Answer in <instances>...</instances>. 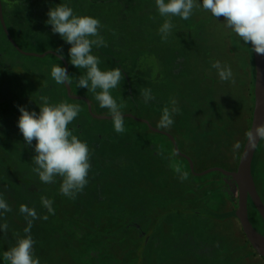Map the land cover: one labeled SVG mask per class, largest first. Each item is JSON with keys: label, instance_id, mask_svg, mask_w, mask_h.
<instances>
[{"label": "rangeland", "instance_id": "rangeland-1", "mask_svg": "<svg viewBox=\"0 0 264 264\" xmlns=\"http://www.w3.org/2000/svg\"><path fill=\"white\" fill-rule=\"evenodd\" d=\"M2 1L5 5L4 19L7 28L18 47L24 52L40 55L51 51L57 53L55 50L61 49L69 67L72 95L90 101L95 115L111 116L109 109L100 107L94 92L77 87L85 70L71 65V45L59 34L53 33L51 26L46 24L48 17L44 19V16H47L50 7L61 3L67 4L77 15L98 19L101 24L99 35L105 43L99 47L94 46L93 54L99 57L102 70L119 68L122 71L120 84L111 90L122 115L132 114L138 119L149 121L155 129L172 135L179 150L194 162L196 174L216 167L230 172L237 171L252 125L255 82L252 88L249 81L250 70L244 64V43L240 41V47L235 50L230 43L229 36L235 38L232 30L228 34V28H222L225 32V50L233 51L230 57L237 68L239 82L235 84V89L240 95L241 106H234L231 114L224 113V117L229 116L236 127L232 136H228L225 134L227 131L199 132L200 125L196 120L191 119L188 123L181 114L172 112L173 108H179L175 99L161 97L165 75V48L152 37L149 30L140 26L141 22L143 24L150 21L149 15L144 18L139 17L137 11L128 12L126 8L115 10L116 5L114 11L104 13L101 9L103 4L93 0H45V3L43 0ZM5 1L9 10H6ZM39 4L44 5L40 7ZM27 8L32 9L29 11L31 13L34 11V17H30L29 21L35 31L29 28L25 30V36L22 33L16 35L9 27L8 11L19 16L20 11L24 14L28 11ZM0 44H3L2 37ZM3 50L9 54L6 56L8 70L12 68L15 71L11 77L14 84H23L20 76L24 77L25 73H29L27 77L32 82L28 84L24 79V87H28L26 91L37 88L40 93H47L49 100L55 103L53 105L67 103L79 107L78 117L69 126L78 130H73L72 134L86 142L89 148L91 167L87 184L71 197L64 195L63 204L65 213H70L75 218L79 216L80 219H84L85 215L88 217L81 224L72 218H67L68 221L61 218L57 203L61 194L59 182L54 180L53 183L45 184L34 171H26L22 166L18 169L22 181L40 182L43 190L49 192L45 194L57 204L56 210L52 211L53 217H46L44 222L45 229L57 238L51 245H54L57 252L55 264H180L182 259V264H189V256L194 255L193 251L180 248L175 241L176 237L183 235L186 227L194 230L195 237H199L215 222L220 224L215 227L216 230H227L229 249L221 234L217 235L219 232L210 234L211 247L222 251L218 253L219 256H214V264H264V258L259 255L253 257L254 250L249 242L247 244L236 217L239 197L237 185L232 178L217 172L200 177L194 175L187 160L176 153L170 139L153 133L145 124L124 118V131L117 133L112 120L101 121L90 117L87 104L70 99L66 87L64 91L65 85L57 84L52 79V66L60 64L64 67L58 58L47 56L43 59H30L23 58L24 55L19 58L11 49L5 47ZM242 64L245 65L243 69ZM146 91L151 95L147 103L144 100ZM167 91L171 94L172 88L168 87ZM162 107L172 112L171 126H159ZM214 134L217 135L216 138ZM135 146H138L137 150ZM263 154L264 150L260 155ZM15 158L16 156L14 160ZM93 166L97 169L92 170ZM4 172L1 171L2 175L9 178L6 168ZM12 204L15 205V202ZM92 209L97 211L96 217H92ZM229 215L233 216V220L229 219ZM40 218V215L36 220L30 218L36 235L41 234ZM116 222L123 231L114 233L110 228L112 226L109 227ZM7 250L4 248L3 253H0V264H10L4 257ZM71 252L74 256L78 255L77 261L71 257ZM88 254L89 262L85 260ZM251 254L253 256L249 257ZM201 259L205 261V257Z\"/></svg>", "mask_w": 264, "mask_h": 264}, {"label": "trees", "instance_id": "trees-1", "mask_svg": "<svg viewBox=\"0 0 264 264\" xmlns=\"http://www.w3.org/2000/svg\"><path fill=\"white\" fill-rule=\"evenodd\" d=\"M93 1L98 4H103L101 9L104 13L109 10L114 11V6L116 5L115 10L121 11L126 8L128 12L132 10L137 11L139 13V17L144 18L149 15L148 17L150 21L143 24L141 22L140 26L149 30L152 37L165 48V62L163 64L165 75L163 79L164 86H162L161 89L163 91L161 97L175 99L179 108H175L176 111L173 113L176 115L181 114L186 122L191 119L196 120V122L200 125L198 128L199 132L206 133L211 131H227L225 134L232 136L231 133L234 129H236V127L234 126V123H232L229 116L224 117V113L227 115L229 113L231 114V110L234 106H241V102L239 98L240 95L237 93V89H235V84L239 81L236 73L237 68H235L236 66L232 63V58L230 57L232 54L231 52L233 51L231 49L228 51L225 50V32L222 28L226 26L224 20H222L223 17L216 18L211 15L210 12L197 8L196 10L199 14L197 17L191 18V20L184 21L182 19H177L176 17H171L173 27L167 36L164 37V34L161 33L159 29L165 18L158 14L154 0ZM5 2L7 10L8 4L7 1ZM43 3H45V0H43ZM39 5L41 7L44 4ZM118 6L120 8H118ZM92 7H95V5ZM3 8L5 9L4 4ZM27 9V16L26 12L22 14L20 11L19 16H15L8 11L9 19L7 20L9 21V27L11 30L16 32V35H18V33H22V36H25V30L29 28L33 29L34 27L29 21L31 19L30 17H34V11L31 13L29 11L32 9ZM45 18H47V16H44V19ZM10 21L12 23L11 25ZM0 31V37H2V42L4 44H0V197L6 201L9 208L8 211L0 210V213H2L0 214V224H7V229L4 232H0V253H3L4 248L10 249L13 247L16 241L25 235L24 230L28 227V223H26L28 220H36V217L39 218L40 215V219L42 221L39 224L41 234L36 235L34 233V224H31L29 233L34 241L33 254L35 258H38L39 264H55V261L58 259L56 257L57 252L54 245H51L57 238L54 237L48 229H45L46 223L44 222L46 221V217L48 219L53 217L52 211L56 210L57 204L52 202L51 198L45 194L49 192L47 190H43L40 182L36 183L28 180L22 181L20 179L21 175L18 172L20 166H22L26 171L33 172V169L36 168L37 165H35L34 162V157L36 155L34 149L24 142L23 137L16 126L20 115L18 106H23L28 110H35L38 112L43 97H46L50 104L55 103L49 100L47 93H40L37 88H34L30 92L26 91L28 87H24V79L27 80L28 84H31L32 82L31 78L27 77L29 73H25L23 75L24 77L20 76L23 84H20L19 86L14 84L11 77L14 75L15 71L12 68L8 70L6 56L9 54L4 53L3 49L5 47L11 49L12 52L19 58L23 55L13 48L6 34L3 32L1 24ZM33 31L35 30L33 29ZM227 33L231 34V29H228ZM229 37L234 50L235 48L240 47V41H242L241 38H239L235 33L233 34V37L235 38H231V36ZM243 51L246 54V58L245 63H242L247 64L246 68L250 70L249 81L253 88L255 82V61L252 47L250 45L243 44ZM48 56L57 58L52 55ZM24 57L35 59L34 57L23 56V58ZM216 61H219L223 66L230 67L232 77L229 80L220 79L217 70L212 67ZM13 62L15 63V61ZM15 64L18 66L17 63ZM244 66L245 65L242 64L241 68L243 69ZM174 73L179 74H176V76ZM9 77L11 78V81L9 80ZM33 86L35 87L34 84ZM168 87L172 88L171 94L167 91ZM64 91H66L65 86ZM76 102L85 104L84 101ZM251 102L253 108V96ZM164 109L162 107L161 112H163ZM89 116L91 117L90 114ZM68 128L71 131L74 130V132H78L75 127L68 125ZM216 136L217 135L214 134V138H216ZM204 139L206 138L204 137ZM32 143L34 145L35 140ZM137 147L138 146H135L136 150ZM263 150L264 138L256 151L252 166L254 181L258 193L264 202V154L260 155ZM259 155L261 157H259ZM15 156L16 158L14 160ZM5 168L9 172V178L1 173V171H5ZM95 169H97L96 166H93L92 170ZM55 181L59 182L61 186V177H56ZM20 184L22 186L24 185L29 187L26 188L28 189L27 192L26 189L20 186ZM44 200L51 201V209L53 208L52 211H49L48 207L44 205ZM14 202L15 205L12 204ZM57 203L60 207V216L64 221H68L67 218L75 219L74 215L65 213L63 208L64 194H62V192L59 195ZM21 205H25L29 209L34 210L36 212V217L30 219L31 217L21 213ZM37 213L39 214L37 215ZM95 213H97V211L92 209V217H96ZM84 217V219L87 220L88 217L86 215ZM78 218L79 216L76 219ZM249 218L255 229L264 235L263 219L250 199ZM109 227L114 230V233L124 230L121 229L117 222L109 225ZM119 228L121 230H119ZM58 241L61 240L58 239ZM246 242L248 244V241ZM71 257L76 261L79 259L78 255H73V252H71ZM85 260L89 262V254L85 256ZM0 263H2L1 259Z\"/></svg>", "mask_w": 264, "mask_h": 264}, {"label": "clouds", "instance_id": "clouds-1", "mask_svg": "<svg viewBox=\"0 0 264 264\" xmlns=\"http://www.w3.org/2000/svg\"><path fill=\"white\" fill-rule=\"evenodd\" d=\"M158 14L165 18L159 31L164 37L171 31V17L188 20L194 9L200 8L210 12L216 18L223 17L225 26L231 29L242 42L250 45L255 54L264 56V0H154ZM46 24L53 33L71 45L69 49L70 63L77 69H84L85 74L77 82V87L88 88L95 93V99L101 108L110 111L114 129L123 132L124 117L120 106L111 94L122 79L119 68L102 70L101 61L93 54V47L104 45L103 37L99 35L100 21L94 17L77 15L67 4L59 3L50 7L47 12ZM61 59V49L55 50ZM213 68L217 70L221 80L232 77L230 67L216 61ZM51 77L57 84H70L67 70L60 64L53 65ZM151 99L150 92L144 93L145 102ZM175 102L173 101V104ZM20 113L17 128L24 142L34 149L36 168L33 171L39 180L45 184L53 183L56 177L62 178L60 191L65 196H73L87 184L88 171L91 167L89 148L86 142L72 134L68 128L79 115V107L73 104H50L46 97L42 98L39 111L28 110L18 106ZM176 109L173 108L172 112ZM172 112L165 108L162 112L159 126L168 127L173 124ZM250 146L257 138H264V125L257 126L255 132H249ZM35 144L33 145V141ZM238 147V145H237ZM44 205L51 209V201L44 200ZM0 210L8 211L6 201L0 197ZM20 212L35 218L36 212L21 205ZM2 214V213H0ZM31 221L25 228V235L19 238L15 245L5 251L4 257L10 264H39L34 257V241L30 233ZM7 229V224H0V232Z\"/></svg>", "mask_w": 264, "mask_h": 264}, {"label": "water", "instance_id": "water-1", "mask_svg": "<svg viewBox=\"0 0 264 264\" xmlns=\"http://www.w3.org/2000/svg\"><path fill=\"white\" fill-rule=\"evenodd\" d=\"M0 23L3 28L4 33L6 34L8 40L13 45V47L21 54L27 57H34V58H40L43 59L47 57L48 55L55 56L59 58L63 64L65 69L67 70V75L69 73V67L66 62V60L63 58L61 59L60 56L51 51L47 52L45 54H35V53H27L22 51L16 42L11 37L9 30L7 28L5 19H4V13H3V5L0 0ZM253 51V50H252ZM254 61H255V107L253 112V119H252V125L250 132H255V129L257 126L264 125V56L257 55L254 53ZM68 97L72 100L76 101H84L87 104L88 112L89 114L96 120L101 121H110L112 120L111 116H97L93 113L92 105L90 101L83 97H75L72 95V89L70 84H65ZM124 118H130L138 123H142L148 126V128L155 134L164 135L170 139L172 142L174 149L176 153L187 160L190 166L191 172L196 176H205L207 174L217 172L221 173L222 175L232 178L234 182L237 185L238 188V197H239V204H238V210L236 211V217L240 222V225L242 227L243 233L246 236L247 241L249 242L252 249L259 255L260 257L264 258V235H262L259 231L255 229V227L252 225L250 218H249V199L254 204L255 208L257 209L258 213L263 219L264 222V202L261 198V196L258 193L253 173H252V166L253 161L256 155V151L263 140V138H257L255 140V143L250 146L249 138L247 139V142L245 144L240 163L238 166V169L236 172H230L225 169L216 167L212 168L208 171H205L201 174L195 173V165L192 159L186 155H184L178 148L176 140L174 137L166 132L160 131L158 129H155L151 126L150 122L147 120H142L136 118L132 114L123 115Z\"/></svg>", "mask_w": 264, "mask_h": 264}, {"label": "crops", "instance_id": "crops-1", "mask_svg": "<svg viewBox=\"0 0 264 264\" xmlns=\"http://www.w3.org/2000/svg\"><path fill=\"white\" fill-rule=\"evenodd\" d=\"M198 14H199L198 11L196 9H194L192 16L188 20H191V18L197 17ZM176 18L180 19L179 17H176ZM188 20H184V21H188ZM225 206H226V203H225ZM218 216H220V215H218ZM229 219L233 220V216L229 215ZM219 225L220 224L216 223V222L212 223L211 226L205 232L201 233L199 237H195V231L194 230L191 231L186 227V229H184V234L181 235L180 237H176L177 239H175V241H177V244L180 246V248L184 247V249H188V250L193 251L194 255L189 256L191 258L188 261L189 264H214L215 263L214 256L218 255V253L222 252V251H220L219 249H217L215 247H213V248L211 247V240L209 238L210 234H213L214 232H219V233H217V235L221 234L223 241H226V243L228 241L227 240L228 235L226 233L227 230H219L218 231L215 229V227L219 226ZM222 225H224V224H222ZM204 234L206 236H204ZM234 236H235V234H234ZM219 240L221 241L222 239H219ZM227 247L229 249L228 243H227ZM248 252L251 253V251H248ZM252 254L249 257H252L253 256ZM256 256H258V255L255 254V256H253V257H256ZM203 257H205V261H202L201 258H203ZM195 258H196V261L194 262L193 259H195ZM182 262H183V259L181 260L180 264H182Z\"/></svg>", "mask_w": 264, "mask_h": 264}, {"label": "flooded vegetation", "instance_id": "flooded-vegetation-1", "mask_svg": "<svg viewBox=\"0 0 264 264\" xmlns=\"http://www.w3.org/2000/svg\"><path fill=\"white\" fill-rule=\"evenodd\" d=\"M3 5V4H2ZM3 13H4V8H3ZM18 52V51H17ZM59 59V58H58ZM60 60V59H59ZM61 61V60H60ZM62 62V61H61ZM63 63V62H62ZM64 65V64H63ZM76 222H78L79 224H81L82 223V221L84 220V219H74Z\"/></svg>", "mask_w": 264, "mask_h": 264}]
</instances>
